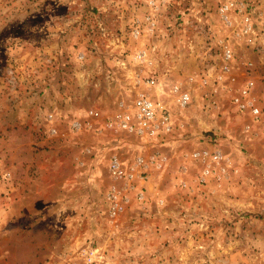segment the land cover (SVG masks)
<instances>
[{
	"label": "rangeland",
	"instance_id": "rangeland-1",
	"mask_svg": "<svg viewBox=\"0 0 264 264\" xmlns=\"http://www.w3.org/2000/svg\"><path fill=\"white\" fill-rule=\"evenodd\" d=\"M176 82L193 101L166 145L101 128ZM157 152L136 188L109 172ZM0 173V264H264V0H0Z\"/></svg>",
	"mask_w": 264,
	"mask_h": 264
},
{
	"label": "built area",
	"instance_id": "built-area-1",
	"mask_svg": "<svg viewBox=\"0 0 264 264\" xmlns=\"http://www.w3.org/2000/svg\"><path fill=\"white\" fill-rule=\"evenodd\" d=\"M152 27L154 29L155 25H152ZM139 34L140 31L137 29L136 36ZM224 57L227 62L233 58L228 47L224 49ZM141 81L142 79L139 80V82ZM155 81V79H152L148 83L154 85ZM190 81L194 84L197 79L190 78ZM203 83L206 84L207 80H203ZM190 87L182 82L174 83L169 89L167 99L163 101L154 99L146 93H136L129 100L119 101L118 110L112 116L106 117L101 128L132 136L143 142L144 146L166 145L165 143L171 141L178 133L179 126L176 120V111H186L191 106L193 99ZM191 88H194V85ZM232 102L241 112H248L256 119L261 115V110L256 105L248 88L241 89L233 97ZM97 115L98 113L92 110L88 114L91 119H94ZM95 125L93 120L87 122L74 120L71 122L70 128L75 133H80L86 129L98 128ZM102 129L100 131H103ZM51 134H57V130L53 128ZM191 156L195 161L208 163L204 174H210L214 168L217 169L220 165L222 152L218 149L201 147V149L194 151ZM167 161L168 158L161 152H157L150 157H146L144 154L137 155L129 162L114 154L109 162V172L114 179L123 181L127 188H136L134 184L145 183L149 179V173L152 170H160ZM211 163H213L214 168H212ZM0 176H2L1 173ZM139 195L141 198L143 197L142 192ZM118 199L117 194L111 193L110 200L115 203V208L117 207L120 210L121 203Z\"/></svg>",
	"mask_w": 264,
	"mask_h": 264
}]
</instances>
